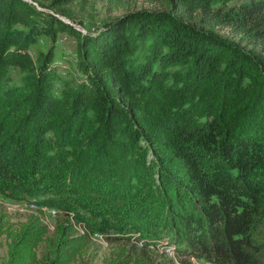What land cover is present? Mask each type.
Segmentation results:
<instances>
[{
    "label": "trees",
    "instance_id": "obj_1",
    "mask_svg": "<svg viewBox=\"0 0 264 264\" xmlns=\"http://www.w3.org/2000/svg\"><path fill=\"white\" fill-rule=\"evenodd\" d=\"M39 1L0 0V193H42L43 206L69 218L53 231L45 215L31 214L18 228L0 223L8 264H39L42 246L49 264H88L92 235L115 242L136 230L119 203L85 213L76 195L54 182L80 186L102 162L129 171L128 184L149 167L190 252L218 264H262L264 247L252 234L264 218V183L256 178L264 172V118L250 126L246 116L255 94L264 109V0L229 10L215 9L213 0H166L178 13L133 11L100 32L56 15L72 0ZM217 26L240 42L221 38ZM60 31L77 37L84 79L60 80L55 48L36 62L29 54L31 44L46 35L54 41ZM14 64L23 84L5 90ZM244 81L250 92L242 91ZM157 207L160 225L164 206ZM146 235L163 237L158 229ZM107 264L153 262L121 248Z\"/></svg>",
    "mask_w": 264,
    "mask_h": 264
},
{
    "label": "rangeland",
    "instance_id": "obj_2",
    "mask_svg": "<svg viewBox=\"0 0 264 264\" xmlns=\"http://www.w3.org/2000/svg\"><path fill=\"white\" fill-rule=\"evenodd\" d=\"M28 1L32 2V0ZM41 1L38 3L49 4L51 0ZM246 1L249 0H213V6L215 9H236ZM165 3L166 0H72L66 7V14L58 13L57 11L56 15L83 32H100L107 23L118 20L133 11L143 9L162 11L169 9L174 13H178L176 10L166 7ZM45 10L54 12L47 6ZM215 32L223 39L240 42L239 38L234 35L229 27L217 26ZM78 45V39L75 35L68 31H60L54 41L46 35L31 44L29 54L36 62L41 54L50 47L55 48L57 54L54 67L61 76L60 80L74 79L79 81V79H84L85 75H83L82 70L78 66ZM23 76L24 71L19 64L11 65L4 85L5 90H11L15 86L22 85ZM242 86L244 87L242 91L250 92L251 84L249 82L244 81ZM258 96L255 94L247 108L248 115L246 118L250 119L248 121L250 126L257 124L259 121L257 117L262 115L261 118H264V109L261 108L259 101L256 104L257 99L255 98ZM263 129L264 126L259 130ZM108 160L111 161V158H108ZM112 163L102 162L97 167L91 166V171L80 186L74 185L73 182L64 181V178L62 179L61 177L54 178L57 186L61 185L62 188L71 191V195H76L74 200H76L83 212L88 213V211H85V207H90L93 210L95 209L94 212L102 211L107 213V209L110 208L112 203H119L126 211L125 214L128 216V220L136 226L134 231L129 229L131 232L129 231V234L126 235L128 236L127 238L115 242H111L105 234L100 236L97 234L92 235L91 248L85 258L88 264H107L112 253L121 248H125L128 254H133L136 257L145 256L153 264H218L214 260L199 256L185 248L187 244L181 239L183 230L176 226L171 218V213L168 211L169 204L163 198L165 192H163L162 188H158L157 191L154 184L151 183L153 181L150 177L149 167H144V174L133 179V181L131 180V184H128L126 177L130 174L128 173L129 171H126L119 164ZM256 174L258 182L264 183V172L260 170ZM152 186L154 187L152 188ZM132 189L134 190L132 191ZM149 189H151V193H149ZM174 192L175 189L172 188L170 193L174 194ZM178 197H181V195H178ZM42 198V193L28 199L0 193V223L12 224L13 227L18 228L31 214L45 215L44 217L50 225V230L53 231V226L57 224L58 220L65 221L69 217L62 210L57 214L48 212L45 209L41 210L40 206L44 205V203H40ZM172 199L174 203H177L175 197H172ZM159 204H163L165 213L160 225L157 223L159 216L157 206ZM54 208L59 210L56 207ZM194 208L192 206L190 209L193 211ZM92 214L93 212H90L87 215L90 218ZM152 229H158L163 237L157 239L146 235ZM252 236L256 243L262 244L264 247L263 215L258 217ZM213 243L214 238L208 235L206 244L212 246ZM179 245H182L183 249H179ZM8 250L9 239L4 235L0 239V264H8ZM38 255L39 264L50 263V253L44 246L40 247ZM258 258L264 264V251L260 253Z\"/></svg>",
    "mask_w": 264,
    "mask_h": 264
},
{
    "label": "bare ground",
    "instance_id": "obj_3",
    "mask_svg": "<svg viewBox=\"0 0 264 264\" xmlns=\"http://www.w3.org/2000/svg\"><path fill=\"white\" fill-rule=\"evenodd\" d=\"M40 208H41V210H56V209H54V208H51V207H48V206H40ZM97 235H99V234H97ZM100 236V235H99Z\"/></svg>",
    "mask_w": 264,
    "mask_h": 264
},
{
    "label": "built area",
    "instance_id": "obj_4",
    "mask_svg": "<svg viewBox=\"0 0 264 264\" xmlns=\"http://www.w3.org/2000/svg\"><path fill=\"white\" fill-rule=\"evenodd\" d=\"M48 212H52L54 214H57L58 212H60V210H47Z\"/></svg>",
    "mask_w": 264,
    "mask_h": 264
}]
</instances>
